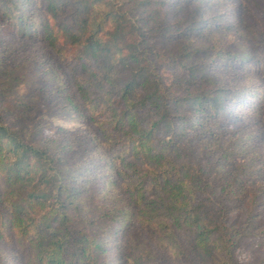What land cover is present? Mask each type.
Instances as JSON below:
<instances>
[{
  "label": "trees",
  "instance_id": "16d2710c",
  "mask_svg": "<svg viewBox=\"0 0 264 264\" xmlns=\"http://www.w3.org/2000/svg\"><path fill=\"white\" fill-rule=\"evenodd\" d=\"M125 1L25 0L27 8L44 7V18L25 12L23 1L7 0L2 5L22 34L34 35L51 51L67 55L64 110L83 120V144L102 161L98 169L106 171L109 185L120 183L128 199L126 205L115 199L109 206L101 205L90 193L92 183L81 177L60 143L27 142L4 125L0 114V237L4 228L15 234L24 259L34 254V264H112L114 246L119 264H150L146 248L136 252L121 236L128 224L139 220L157 226L159 242L188 264H245L235 258L237 248L256 244L260 234L251 231L249 218L245 223H229L222 207L204 197L196 166L175 160L173 152L182 156L179 129L185 120L175 112L186 100L194 114H200L193 118L199 117L203 127L212 117L237 119L236 109L244 102L255 106L260 95L245 87L199 89L198 84L211 82L209 75L203 72L196 79L197 70L187 67L189 81L194 82L190 84L197 89L170 97L147 57L145 39L131 16L134 8L130 12L117 8ZM166 1L169 8L161 18L159 11ZM150 2L154 4L147 25L161 33L169 31L165 25L169 14L190 34L203 26L201 7L185 19L170 0L145 1ZM248 38L244 54L228 59L239 65L254 60L263 70L264 41L253 45ZM140 166L145 168L141 177L136 174ZM145 178L150 190L143 185ZM259 197L264 199V190ZM252 264H264V254Z\"/></svg>",
  "mask_w": 264,
  "mask_h": 264
},
{
  "label": "rangeland",
  "instance_id": "374dc122",
  "mask_svg": "<svg viewBox=\"0 0 264 264\" xmlns=\"http://www.w3.org/2000/svg\"><path fill=\"white\" fill-rule=\"evenodd\" d=\"M5 1L0 0V114L4 125L34 145L46 143L54 146L60 143L66 158L80 169L81 177L92 183L90 193L94 199L103 206H109L114 199L119 205H126L125 187L122 188L120 183L116 187L109 185L104 176L106 171L98 169L102 161L97 160L90 147L83 144L85 123L75 113L69 115L64 110L66 103L62 92L67 88L65 70L70 67L67 55L64 51H51L34 35L22 34L2 11ZM18 1L24 2L25 12H32L37 17L47 16L44 7L31 4L27 8L25 0ZM145 1L126 0L117 8L128 12L134 8L131 16L145 39L147 57L161 87L170 97L176 99L189 90L197 89L190 84L194 82L189 81L191 76L187 67L197 70L196 79H200L203 72L209 75L211 82L198 84L199 89L217 85L245 87L249 93L254 91L260 95L255 106L244 102L236 109L237 119L212 117L203 127L199 125V117L193 118L200 114H194L186 100L180 101L175 114L187 120H181L182 127L179 129L182 156L177 157V152H173L177 162L196 166L204 197L211 198L222 207L224 218L229 223L240 224L250 219L253 224L251 231L259 232V239L251 247L237 248L235 258L240 263L252 264L264 254V233L261 232L264 230V199L259 197L264 190V69L258 68L259 64L254 60L239 65L229 59L234 54H244L245 37L249 36L247 42L251 41L253 45L264 41V0H211L209 3L202 0H170L172 7L179 9L180 16L185 19L191 17L196 7L203 9V26L191 34L183 29L173 14L166 16L165 25L169 26V31L165 33L147 25L154 3L146 4ZM138 2L140 4L137 5ZM219 4L223 5L219 7ZM168 8L166 1L160 8V17ZM14 13L17 16L18 12ZM48 20L55 24L51 17ZM170 102L174 107V102ZM209 132L215 133L216 137H206ZM91 162H95V166L87 167L86 164ZM139 170L136 174L141 177L144 166H140ZM148 179L143 182L146 190L151 188ZM1 235L0 264H34V254H30L31 260L28 257L24 259L22 244L17 243L15 234L4 228ZM121 236L136 252L146 248L151 253L150 264L189 263L184 257L176 258L169 246L164 247L159 242V229L151 223L141 224L139 220H133ZM116 250L114 246L112 264H119L115 261Z\"/></svg>",
  "mask_w": 264,
  "mask_h": 264
}]
</instances>
